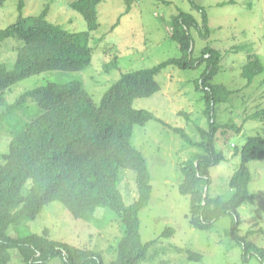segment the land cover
Masks as SVG:
<instances>
[{"label": "trees", "instance_id": "1", "mask_svg": "<svg viewBox=\"0 0 264 264\" xmlns=\"http://www.w3.org/2000/svg\"><path fill=\"white\" fill-rule=\"evenodd\" d=\"M102 1L75 0L68 5L86 24V30L79 33L51 23L47 19L48 5L37 15L24 16L22 1L19 3L17 20L0 30V41L13 38L21 42L16 49L13 69L0 65L1 105L5 91L23 80L50 71L80 72L90 65V33L99 26L97 7ZM189 1L202 13L204 33L200 37L206 38L209 35L206 12L193 0ZM4 2L0 0V5ZM233 3L231 0L219 6ZM127 4L129 9L128 0ZM169 25L170 38L179 46L181 57L122 74L106 89L98 104L80 80L52 82L23 93L7 107L5 113L8 114L3 121L1 115L0 122L7 123L16 109L14 114L19 118L16 112L26 103L37 106L35 117L25 122L20 132L13 134L8 152L2 155L0 162V264L9 263V252L13 249L19 251L25 264H45L55 258L62 264H106L96 251L53 241L47 237V232L42 236L30 234L25 237L8 234L11 226L35 220L52 202L61 204L74 220L87 223L93 221L98 208L112 211L118 217L125 232L117 245L116 259L110 264H141L149 256L147 253L154 241L142 242L139 212L150 200L151 176L148 162L133 144V139L134 128L144 127L155 117L150 111L135 108L134 102L149 98L160 90L156 77L167 68L204 67L194 84L196 91L202 94L208 129L197 127L200 137L196 141L183 129L170 127L186 145L197 149L179 167L183 178L179 191L190 198V226L211 231L219 219L232 217L229 234L241 245L246 234L256 231L250 230L245 236L238 234L237 209L247 202L252 203L247 192L252 178L249 164L264 161V136L249 137L240 151L235 150L241 164L228 183L230 198L211 197L208 193L210 168L225 159L216 149V142L228 132L241 133V127L217 121V106L228 104L234 91L213 82L222 68L220 51L206 46L199 57L194 56L191 31L200 30L196 19L179 11L171 17ZM109 65L115 66L109 63L107 69ZM263 72L259 57L249 55L242 66L241 78L251 85ZM29 101H32L31 105ZM246 119L264 122V108L255 110ZM127 171L134 173L138 193L137 199L129 205L125 204L119 190L125 177L121 178V175ZM259 231L263 233L262 228ZM173 233V229H165L160 237L166 238ZM244 252H250L248 256L264 264V249L244 243ZM201 258L200 254L188 252V260Z\"/></svg>", "mask_w": 264, "mask_h": 264}, {"label": "rangeland", "instance_id": "2", "mask_svg": "<svg viewBox=\"0 0 264 264\" xmlns=\"http://www.w3.org/2000/svg\"><path fill=\"white\" fill-rule=\"evenodd\" d=\"M21 1L24 16L37 15L48 5L47 19L51 23L70 32L86 30L82 17L68 7L75 0H5L0 5V30L17 20ZM128 1L129 9L127 0H104L98 5L99 26L90 33L92 61L85 70L45 72L12 86L5 91L4 103L0 104L2 121L8 114L5 113L7 107L23 93L47 83L80 80L98 104L102 94L122 74L152 68L170 58H180L179 46L170 38L169 24L171 17L179 11L189 13L200 28L199 31H191L194 56L199 57L206 46L220 51L222 68L213 82L234 91L228 104L217 106V121L241 127V133L228 132L216 142V149L223 153L225 159L210 168L211 183L208 187L211 197L228 200L231 196L229 180L241 164L235 150L240 151L249 137L264 136V122L246 119L255 110L264 108V72L256 76L251 85L241 78L247 56L259 57L264 66V0H232L233 4L225 6L219 5L231 0H193L206 12L209 28L206 38L200 37L204 33L202 13L189 0ZM20 44L13 38L0 41V65L13 69ZM109 63L115 66L109 65L107 69ZM203 68H167L156 77L160 90L149 98L134 102L135 108L150 111L155 117L144 127L134 128L133 144L148 162L152 185L150 200L140 210L139 219L142 242L154 241V245L141 264H261L255 257L246 262L243 259L251 255L244 252V243L264 249V161L249 164L252 178L247 192L252 203L247 202L237 209L240 220L238 234L245 236L248 231L256 230L253 234H246L242 245L229 234L232 217L219 219L211 231L192 228L189 224L190 198L179 191L183 182L179 167L197 149L186 145L172 128L183 129L196 141L200 137L197 127L208 129L202 94L196 91L194 84ZM31 103L29 101V105ZM32 104L34 106L26 103L20 107L16 112L19 118L14 114L16 109L9 122H0V162L2 155L8 152L13 134L20 132L25 122L35 117L37 106ZM122 177L124 180L119 190L125 204L129 205L138 197L135 175L127 171L122 173ZM165 229H173L174 233L161 239ZM44 232L53 241L96 251L106 264H110L116 259V248L124 236L125 227L112 211L105 208H98L93 221L87 223L74 220L61 204L52 202L35 220L11 226L8 234L25 237L30 234L42 236ZM190 251L200 254L201 260H188ZM9 253L11 259L8 264H25L18 250L13 249ZM45 264L62 263L55 258Z\"/></svg>", "mask_w": 264, "mask_h": 264}, {"label": "clouds", "instance_id": "3", "mask_svg": "<svg viewBox=\"0 0 264 264\" xmlns=\"http://www.w3.org/2000/svg\"><path fill=\"white\" fill-rule=\"evenodd\" d=\"M250 258H251V256H250V257H247L246 259H248V260H249Z\"/></svg>", "mask_w": 264, "mask_h": 264}]
</instances>
